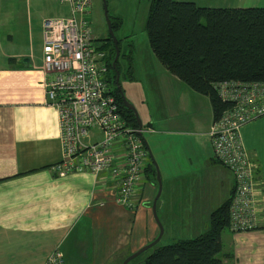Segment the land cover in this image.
Masks as SVG:
<instances>
[{"label": "crops", "instance_id": "0c3cea01", "mask_svg": "<svg viewBox=\"0 0 264 264\" xmlns=\"http://www.w3.org/2000/svg\"><path fill=\"white\" fill-rule=\"evenodd\" d=\"M190 1L264 6V0ZM0 9V27L5 26L0 44V264H42L54 248L64 264H120L158 231L150 208L156 179L145 171L136 205L129 209L114 201L109 179L88 170L58 173L62 144L39 66L41 20L67 15L68 5L65 0H0ZM179 80L170 73L173 103L146 122L143 131L151 142L142 138L161 181L156 214L166 205L183 215L181 224L191 230L207 224L209 211L228 196L233 178L211 154L207 96L184 82L190 88L185 89ZM239 139L255 163L256 226L222 230L221 252L230 251L233 264H264V113L240 125Z\"/></svg>", "mask_w": 264, "mask_h": 264}, {"label": "built area", "instance_id": "2783aa9c", "mask_svg": "<svg viewBox=\"0 0 264 264\" xmlns=\"http://www.w3.org/2000/svg\"><path fill=\"white\" fill-rule=\"evenodd\" d=\"M68 14L41 20L40 69L46 102L57 112L62 158L60 175L88 170L109 179L114 201L132 209L136 188L149 158L141 128L126 123L111 92L104 51L92 33L91 0H65ZM217 95L230 102L211 120V154L233 178L228 206V229L239 232L256 226L257 198L254 167L239 139V127L264 113V79H223L213 83ZM94 127L98 130L95 137ZM143 131V129H142ZM42 264H64L54 248Z\"/></svg>", "mask_w": 264, "mask_h": 264}, {"label": "trees", "instance_id": "16d2710c", "mask_svg": "<svg viewBox=\"0 0 264 264\" xmlns=\"http://www.w3.org/2000/svg\"><path fill=\"white\" fill-rule=\"evenodd\" d=\"M109 19L115 31L119 20L114 16ZM144 29L151 51L166 70L192 90L207 96L212 120L230 105L217 95L215 81L264 79V6L224 7L199 5L190 0H149ZM119 41L116 37L120 50ZM109 45L99 44L105 50L107 67L114 55L112 41ZM119 55L125 57L126 65L130 63L128 50ZM108 79L111 82L109 75ZM111 92L126 123L136 127L132 110L123 105L118 88L112 83ZM145 171L155 177L150 157ZM232 191L233 187L228 196L209 211L203 231L163 245L156 242L142 263L233 264L230 251L221 252L220 258L216 256L221 251L220 233L228 229Z\"/></svg>", "mask_w": 264, "mask_h": 264}, {"label": "rangeland", "instance_id": "374dc122", "mask_svg": "<svg viewBox=\"0 0 264 264\" xmlns=\"http://www.w3.org/2000/svg\"><path fill=\"white\" fill-rule=\"evenodd\" d=\"M105 3L108 16L117 17L119 20L114 35L120 39V52L124 53L128 50L131 56L130 63L127 62V65L125 57L119 58L122 66L119 85L124 97L134 107L141 122L140 134L146 142L150 143V133L142 131V129L145 128L147 121H151V116L159 117L161 113L159 110L165 111V104L173 103V99H171L173 90L169 83L170 73L155 57L147 42L144 23L149 0H105ZM2 15L0 9V18ZM89 21L93 34L99 35L106 32L101 0H91ZM3 27H0V44H4ZM179 81L185 89H190L183 81ZM199 108L202 110L201 103ZM90 130L99 135L98 130H95L94 127ZM159 204L160 201L158 206ZM157 218L162 232L156 245L167 244L178 238L193 237L206 228V224H204L188 230L185 225L181 224L185 222L183 215L179 216L178 211L169 212L166 205L162 212L157 214ZM223 230L225 231L226 228ZM150 250L148 248L142 251L126 264H143L142 259ZM216 256L220 258L221 251Z\"/></svg>", "mask_w": 264, "mask_h": 264}, {"label": "water", "instance_id": "95a60500", "mask_svg": "<svg viewBox=\"0 0 264 264\" xmlns=\"http://www.w3.org/2000/svg\"><path fill=\"white\" fill-rule=\"evenodd\" d=\"M101 1H102V13H103V17H104V20H105V24H106L108 33L110 34V37L112 38V41H113V44H114V55H113V59H112V62H111L112 66H114V59L118 55L119 48H118L117 43H116V36L114 35V33L112 31V28L110 26V19H109V16L107 14L105 0H101ZM116 86H117L118 91L120 93V96H121V100H122L123 105L132 110L133 115H134V118H135V121H136V125H137L136 126L137 132H140L139 129L141 128V122H140V120H139V118L137 116V113H136L134 107L124 97L123 92H122V89L119 87V85L116 84ZM148 154H149V152H148ZM149 156H150V154H149ZM152 161H153V164H154V167H155V179H156L157 187H156V192L154 194V197H153V199L151 201L150 208H151V213H152L153 219H154L155 223L158 226L157 227L158 228V231H157L155 237L152 240H150L146 244L142 245L141 247H139L138 249H136L134 252H131L130 254H128L127 256H125L121 260L120 264H126L130 259H132L136 255H138L142 251L150 248L152 245H154L158 241L159 237L161 236L162 228H161V225H160V223L158 221L157 214H156V210H155V202H156V199H157V197L159 195V192H160V178H159V171H158V169L156 167V164H155V162H154L153 159H152Z\"/></svg>", "mask_w": 264, "mask_h": 264}, {"label": "flooded vegetation", "instance_id": "af4514ba", "mask_svg": "<svg viewBox=\"0 0 264 264\" xmlns=\"http://www.w3.org/2000/svg\"><path fill=\"white\" fill-rule=\"evenodd\" d=\"M110 26H111V24H110ZM105 28H106V32L105 33H103V34L100 33L99 35H96L97 42L99 41L98 42L99 44L101 42H104V43H106L107 46H110L109 43L112 41V38L110 37V34L108 33L106 24H105ZM113 33H114V31H113ZM112 43H113V41H112ZM104 52H105V50H104ZM120 53L121 52L119 50L117 57L114 59V66H112V64H111L112 59H113V56H112V59L110 60V67H107L108 75L110 76V80L112 81V83H113L114 86H116V84L119 85V77H120L121 68H122L121 63L119 62V58L121 57L119 55ZM119 87H120V85H119Z\"/></svg>", "mask_w": 264, "mask_h": 264}]
</instances>
